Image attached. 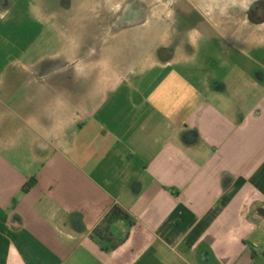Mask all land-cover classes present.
<instances>
[{"label":"crops","instance_id":"0c3cea01","mask_svg":"<svg viewBox=\"0 0 264 264\" xmlns=\"http://www.w3.org/2000/svg\"><path fill=\"white\" fill-rule=\"evenodd\" d=\"M256 3L199 13L189 32L229 41L225 65L239 74L217 82L159 29L106 31L40 58L48 12L1 29L0 264H264V59L247 57L264 50ZM140 28L131 58L112 41ZM114 206L131 221L97 240Z\"/></svg>","mask_w":264,"mask_h":264},{"label":"rangeland","instance_id":"374dc122","mask_svg":"<svg viewBox=\"0 0 264 264\" xmlns=\"http://www.w3.org/2000/svg\"><path fill=\"white\" fill-rule=\"evenodd\" d=\"M247 1L13 0L11 2V0H0V10L6 11L10 9L13 11V14L0 19V31L3 28L5 30L3 31L4 35L9 37L10 34L6 29L18 25L19 22H22L21 26H24L22 28L30 25L35 27V24L28 18L27 12L29 10L48 12L52 16L49 23H39L37 28V32H39L37 56L40 58L51 54H59L66 44L76 42L80 38L87 39V41L91 39L92 41L95 35L98 36L106 31L143 26L146 27V30L151 29V34L155 38L158 34H155V32L163 30L166 31L167 41H170L176 48H181L189 55L195 51L194 68L199 70L207 69L215 74L217 82L219 79L224 78L225 75H228L227 73H230L231 78L239 74L237 71L238 67L233 63L225 65L227 60L229 61V54H235L228 46L229 41L218 34H211L209 37L201 38L189 32L201 26L203 21L201 18L202 14L209 15L211 11L223 12L224 14L242 12L245 9V5H247ZM260 1L259 10L253 14V17H264V0ZM69 28L70 31H68ZM66 29L67 33H63ZM250 31L253 32L252 27L246 30L247 36H249ZM143 34L141 28L132 30L126 34V38H117L112 42L115 43L118 49L127 51L131 57L132 53L139 52V49L144 46ZM25 37H27L25 34H22L21 37L17 35V38L23 44L27 40ZM136 37L140 39L137 40ZM47 44L49 46H46ZM205 44L211 46L208 52L204 49ZM192 47L194 50H192ZM197 47H200V50ZM247 57L250 60L257 57L264 59V50H262L260 56L256 55L255 51L248 52ZM237 58L241 61L245 59L242 55L236 53V55L231 56L232 62ZM248 59H245V61H249ZM187 68L189 69V67L184 69Z\"/></svg>","mask_w":264,"mask_h":264},{"label":"trees","instance_id":"16d2710c","mask_svg":"<svg viewBox=\"0 0 264 264\" xmlns=\"http://www.w3.org/2000/svg\"><path fill=\"white\" fill-rule=\"evenodd\" d=\"M35 184V178L30 179V181L23 187V192H29ZM120 220L128 222L131 221L129 215L125 213L122 208H120L119 206H114L108 213V215L103 219L102 223L94 230L93 237L102 242L108 241L105 233H108L114 222ZM124 240L125 239L120 240V243L124 242ZM115 247L116 245H113L111 248L114 249Z\"/></svg>","mask_w":264,"mask_h":264},{"label":"flooded vegetation","instance_id":"af4514ba","mask_svg":"<svg viewBox=\"0 0 264 264\" xmlns=\"http://www.w3.org/2000/svg\"><path fill=\"white\" fill-rule=\"evenodd\" d=\"M261 3H256V5L254 6V7H251L250 9H249V13L250 14H253V13H255L257 10H259L258 9V6L260 5Z\"/></svg>","mask_w":264,"mask_h":264}]
</instances>
